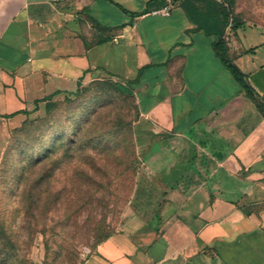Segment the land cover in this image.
I'll use <instances>...</instances> for the list:
<instances>
[{
	"label": "crops",
	"instance_id": "obj_1",
	"mask_svg": "<svg viewBox=\"0 0 264 264\" xmlns=\"http://www.w3.org/2000/svg\"><path fill=\"white\" fill-rule=\"evenodd\" d=\"M147 1L0 0V141L91 81L121 83L155 185L140 179L83 264H264V0H234L226 22L222 0Z\"/></svg>",
	"mask_w": 264,
	"mask_h": 264
},
{
	"label": "rangeland",
	"instance_id": "obj_2",
	"mask_svg": "<svg viewBox=\"0 0 264 264\" xmlns=\"http://www.w3.org/2000/svg\"><path fill=\"white\" fill-rule=\"evenodd\" d=\"M133 98L91 81L0 141V264H83L132 209L145 174Z\"/></svg>",
	"mask_w": 264,
	"mask_h": 264
},
{
	"label": "trees",
	"instance_id": "obj_3",
	"mask_svg": "<svg viewBox=\"0 0 264 264\" xmlns=\"http://www.w3.org/2000/svg\"><path fill=\"white\" fill-rule=\"evenodd\" d=\"M168 1H176V0H148L146 3V10H150V9H155V8H159L163 5H165ZM183 1H191V0H183ZM210 2L211 0H205ZM221 9L223 8V11L225 12V22L228 20L229 17V13L232 12V7L234 5V0H222L221 3H219ZM192 9H195V6H192ZM189 12V11H188ZM197 20V19H196ZM198 22V26L204 28V30L206 32H212L213 30L209 29L207 27V24L204 22L203 19H200ZM214 32H216L219 36V40L215 43V47L217 49V51L220 53V55L222 56V58L227 62L228 66L230 67V69L234 72V74L237 77H240L241 72L239 71V69L226 57L225 55V44H224V39L222 38V34H223V30L219 29V30H215ZM114 86L121 92L127 94V95H131V92L128 88L124 87L121 83H114ZM248 93L252 96L255 97L254 93H252L249 89H248Z\"/></svg>",
	"mask_w": 264,
	"mask_h": 264
},
{
	"label": "built area",
	"instance_id": "obj_4",
	"mask_svg": "<svg viewBox=\"0 0 264 264\" xmlns=\"http://www.w3.org/2000/svg\"><path fill=\"white\" fill-rule=\"evenodd\" d=\"M170 7H171V3H170V1H168L165 5H163L159 8L152 9V12L153 13H162V14L167 15V14H169Z\"/></svg>",
	"mask_w": 264,
	"mask_h": 264
}]
</instances>
